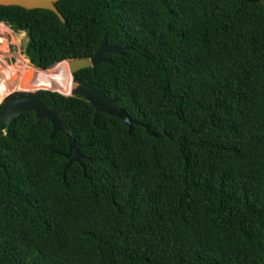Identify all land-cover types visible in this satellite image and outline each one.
<instances>
[{"label":"trees","instance_id":"trees-1","mask_svg":"<svg viewBox=\"0 0 264 264\" xmlns=\"http://www.w3.org/2000/svg\"><path fill=\"white\" fill-rule=\"evenodd\" d=\"M55 6L64 23L14 6L0 23L41 72L90 58L104 36L126 48L72 78L139 125L36 91L64 108L83 172L49 121H0V264H264V1Z\"/></svg>","mask_w":264,"mask_h":264},{"label":"water","instance_id":"water-1","mask_svg":"<svg viewBox=\"0 0 264 264\" xmlns=\"http://www.w3.org/2000/svg\"><path fill=\"white\" fill-rule=\"evenodd\" d=\"M58 1L60 0H0V6H14L26 10H47L54 13L59 21L64 23L65 20L62 14L55 6ZM106 40L107 36H104L98 50L90 58L72 59L62 62H67L69 64L72 75L80 70L92 68L101 63L111 64V60L110 58H108L107 54L122 55L123 51L126 48L121 49L111 47L107 44ZM55 64L51 65L49 68H51ZM73 84L74 90L69 96L80 97L86 100L94 109V118H96L98 113H104L106 115L119 118L129 130L131 126L139 125L136 120L131 119L124 113L123 110L115 109L114 105L116 103V100H110L102 92L84 84H76L74 82ZM35 93L36 91H15L6 96L0 102V104H2V108L0 110V121L6 123V125L9 126L13 121H15L16 118H18L25 112L34 113V123L38 122L41 119L49 121L52 126L50 138H53L56 133L63 134L66 137L68 144V151L66 154H64V157L69 158L70 155L73 154V157L70 159L69 163H78L84 172L85 167L82 164L83 157L80 154L81 146L76 143L72 133L60 122L58 118L59 115L64 111V108L54 111L47 110ZM144 128L149 136L155 138L157 137L148 127L144 126ZM68 164L66 165V167L68 166Z\"/></svg>","mask_w":264,"mask_h":264},{"label":"bare ground","instance_id":"bare-ground-1","mask_svg":"<svg viewBox=\"0 0 264 264\" xmlns=\"http://www.w3.org/2000/svg\"><path fill=\"white\" fill-rule=\"evenodd\" d=\"M3 41L4 39L0 38V47L6 51L5 46H2ZM24 61L20 65L11 67H6L0 61V102L15 91L32 92L38 89H49L65 96L73 92V78L67 62L55 64L47 71L41 72L31 68Z\"/></svg>","mask_w":264,"mask_h":264},{"label":"rangeland","instance_id":"rangeland-1","mask_svg":"<svg viewBox=\"0 0 264 264\" xmlns=\"http://www.w3.org/2000/svg\"><path fill=\"white\" fill-rule=\"evenodd\" d=\"M0 38H2V37H0ZM2 43H3L2 46H5L6 50H7V47L10 48V53L13 55L12 58L10 57V62L8 63V65L5 64L6 67H11V66H14L16 64L20 65L24 60L27 61L28 65L33 67L29 63L28 59L23 54L24 47L26 44V37H25L24 33H19V34L14 35L11 31L10 34L8 35L7 39L4 40ZM0 51H5V50H2L0 47ZM34 69H36V68H34ZM46 70H48V69H46ZM46 70H44V71H46ZM38 90H49V89H38ZM38 90H34V91H38Z\"/></svg>","mask_w":264,"mask_h":264},{"label":"flooded vegetation","instance_id":"flooded-vegetation-1","mask_svg":"<svg viewBox=\"0 0 264 264\" xmlns=\"http://www.w3.org/2000/svg\"><path fill=\"white\" fill-rule=\"evenodd\" d=\"M10 57L12 58L13 55L10 53V48L9 47H7L6 51H0V61L2 63L7 65L10 62ZM31 68H33V67H31Z\"/></svg>","mask_w":264,"mask_h":264},{"label":"built area","instance_id":"built-area-1","mask_svg":"<svg viewBox=\"0 0 264 264\" xmlns=\"http://www.w3.org/2000/svg\"><path fill=\"white\" fill-rule=\"evenodd\" d=\"M9 28L4 25L3 23H0V37H2L4 40L7 39L8 35L10 34ZM8 65V64H7Z\"/></svg>","mask_w":264,"mask_h":264},{"label":"clouds","instance_id":"clouds-1","mask_svg":"<svg viewBox=\"0 0 264 264\" xmlns=\"http://www.w3.org/2000/svg\"><path fill=\"white\" fill-rule=\"evenodd\" d=\"M39 70V69H38ZM42 71H44V70H42ZM73 76V75H72ZM49 91H51V90H49ZM52 92H54V91H52ZM60 94V93H59ZM62 95V94H61ZM62 96H64V95H62ZM65 97H68V96H65Z\"/></svg>","mask_w":264,"mask_h":264}]
</instances>
